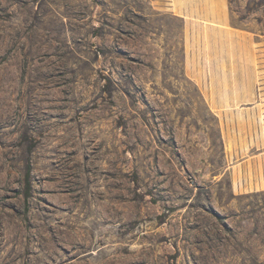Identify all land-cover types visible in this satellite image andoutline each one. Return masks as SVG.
I'll return each instance as SVG.
<instances>
[{
  "label": "rangeland",
  "instance_id": "rangeland-1",
  "mask_svg": "<svg viewBox=\"0 0 264 264\" xmlns=\"http://www.w3.org/2000/svg\"><path fill=\"white\" fill-rule=\"evenodd\" d=\"M259 44L264 0H0V264H264Z\"/></svg>",
  "mask_w": 264,
  "mask_h": 264
},
{
  "label": "crops",
  "instance_id": "crops-1",
  "mask_svg": "<svg viewBox=\"0 0 264 264\" xmlns=\"http://www.w3.org/2000/svg\"><path fill=\"white\" fill-rule=\"evenodd\" d=\"M259 45H264V44H259ZM239 46H240V44H237L236 47H239ZM241 46L245 47L243 50H247V51L251 52L250 56H252V52L256 51L255 48H252V44L250 42L249 43H243V44H241ZM235 50L238 51L240 49L235 48ZM260 50H264V47L263 48L261 47ZM235 56L237 57L238 55L236 54ZM253 56H256V54L255 55L253 54ZM235 60L237 63L239 62L238 58ZM236 70H237V73H239V74L246 72V73L254 75V69H253L252 65L251 66H247V65L241 66L238 64L236 66ZM196 81H197V83H200V82L203 83L204 82V75H201V76L198 75L196 78ZM227 97H229L230 99L236 100L234 102L235 107H237V106L241 107L244 105L245 108H242V107L241 108L244 109L242 111H244V112L246 111V113H254V112L258 111L261 107L264 106V101H263L264 96H262V94L250 93V94L244 95L243 93L239 92L235 95L230 94Z\"/></svg>",
  "mask_w": 264,
  "mask_h": 264
}]
</instances>
